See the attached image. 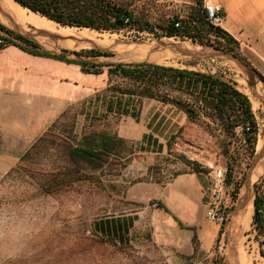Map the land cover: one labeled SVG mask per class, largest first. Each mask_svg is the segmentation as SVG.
<instances>
[{
	"label": "rangeland",
	"instance_id": "rangeland-1",
	"mask_svg": "<svg viewBox=\"0 0 264 264\" xmlns=\"http://www.w3.org/2000/svg\"><path fill=\"white\" fill-rule=\"evenodd\" d=\"M111 1L128 8L139 23L151 25L154 32L141 33L133 27L119 34L105 32L101 34L107 40L117 38L119 41L110 48L92 46L70 51L97 48L112 55L108 60L112 64L146 62L119 56L112 51L113 47L119 43H135L143 46L136 53H156L150 47L165 38H161L159 27H164L174 17L186 20L190 10L196 7L195 0ZM200 1L204 5L213 0ZM227 8L229 11V6ZM223 26L229 28L230 20ZM209 39L212 41L214 36H208ZM173 40L192 43L188 39ZM192 44L200 47L203 55L173 59L176 64L167 67L211 74L238 86L237 78L244 71L235 67L233 61L230 63L226 57L230 54ZM236 55L247 66V52L236 50ZM112 84L127 85L120 78H112ZM253 113L259 134L262 124L264 129V111L261 108ZM174 119L177 124L185 123L171 137L167 155L140 159L134 147L122 141L114 153L96 167L71 161L68 149L82 148L91 134L106 133L116 138L121 121L115 115L105 119L80 118V121L74 115H67L39 137L42 141L38 143L39 138L25 148L0 146V264H166L149 258L133 245L120 246L107 240L99 233L97 225L111 217L144 208V204L127 199L128 189L139 182H167L183 168L178 156L199 163L209 174L218 168L226 170L225 211L228 217L223 224L222 241L216 243L210 253L185 264H264V235L258 234L252 220L241 231L232 222L241 189L256 156V145L251 157L239 131L234 137H226L205 118L191 123L182 120L176 112ZM70 171L67 178L70 182H63L64 173ZM255 186L264 198V172Z\"/></svg>",
	"mask_w": 264,
	"mask_h": 264
},
{
	"label": "crops",
	"instance_id": "crops-1",
	"mask_svg": "<svg viewBox=\"0 0 264 264\" xmlns=\"http://www.w3.org/2000/svg\"><path fill=\"white\" fill-rule=\"evenodd\" d=\"M213 1L222 6L224 22L230 20L229 28L223 22L221 29L238 42L237 50L247 52L248 69L264 80V0ZM5 8L0 0V25L32 41L40 51L56 55L77 52L65 47L57 34L21 25ZM72 40L77 43L76 39ZM65 55L71 60L101 66L102 73L85 74L77 65L33 56L12 45L0 50V138L3 140L0 146L28 147L67 115H74L79 121L115 115L121 121L116 138L132 145L140 159L167 155L171 137L185 123L177 124L174 115L177 112L182 120H187L183 112L149 99H142L135 106L137 99L129 100L127 95L112 91V87H125L112 84V78L119 77L108 74L113 65L109 57ZM182 167L167 182H139L131 186L127 199L145 206L140 211L105 220L119 219L127 228L124 232L122 227L123 239L107 240L120 246L133 245L149 258L166 264H185L210 253L222 241L223 232L220 234L221 225L206 219L204 200L209 173L194 172L185 164ZM100 229L98 224L97 230L102 233ZM102 234L109 236L107 231ZM142 236L145 239H132Z\"/></svg>",
	"mask_w": 264,
	"mask_h": 264
},
{
	"label": "trees",
	"instance_id": "trees-1",
	"mask_svg": "<svg viewBox=\"0 0 264 264\" xmlns=\"http://www.w3.org/2000/svg\"><path fill=\"white\" fill-rule=\"evenodd\" d=\"M21 7L38 14L54 22L61 27L77 29H90L99 33L119 34L128 27H133L137 32L153 33L151 25L139 23L128 8L113 3L111 0H13ZM196 7L190 10L186 20L178 17L172 18L164 27L161 38H180L191 40L192 43L201 46L211 47L217 51L230 54L236 58L238 42L221 28H213L205 20L203 5L200 0L194 1ZM176 23L180 26L175 27ZM0 30L11 39H5V45H12L23 52L46 59L59 61L68 65H77L85 74L99 75L102 73L101 66L91 63L71 60L66 53L74 54L77 57H111L107 52L94 49L80 50L77 52L64 51V54L56 55L42 52L32 41L16 35L0 25ZM213 35L214 39L208 40ZM110 76H116L126 82L125 88L112 87V91L118 94L127 95L129 100L149 99L168 104L183 112L188 122L196 123L199 119L205 118L216 126L226 137H234L237 128H243L241 135L252 157L255 152V145L258 137V123L253 113L252 104L249 98L239 91L235 83L222 80L211 74L190 71L146 62H135L128 64H113L108 70ZM255 76L264 82L263 78L254 72ZM125 114V112L123 113ZM245 127L248 131H245ZM42 138L37 140V143ZM122 141L105 133L91 134L86 138L85 145L68 149V156L76 163L85 162L96 167L112 155ZM36 144V143H35ZM33 145L32 147H34ZM226 153V152H225ZM194 172L208 174L209 170L203 168L199 163L190 161L182 156L177 157ZM69 173H64L67 181ZM230 177V174H229ZM229 179H227L228 181ZM226 184V179H225ZM263 202L260 197L259 188L255 191L253 199L252 226L260 236L264 235ZM159 207H161L159 205ZM221 224L220 234L223 232ZM100 230L107 231V239H123L120 235L122 227L127 230L125 223L119 219L103 221L99 223ZM110 241V240H109Z\"/></svg>",
	"mask_w": 264,
	"mask_h": 264
},
{
	"label": "bare ground",
	"instance_id": "bare-ground-1",
	"mask_svg": "<svg viewBox=\"0 0 264 264\" xmlns=\"http://www.w3.org/2000/svg\"><path fill=\"white\" fill-rule=\"evenodd\" d=\"M1 2L17 18L21 25H31L36 29L57 34L61 37V39H63L62 44L65 47L71 49H77L80 47L87 48L92 46L110 48L111 45L115 44L116 41H119L117 38L109 41L105 38V35L90 29L61 27L46 19L45 17H39L38 14L34 15L27 12L25 9H20L10 0H1ZM72 39L80 41H78L79 43H76ZM155 43L156 44L150 47V49L154 50L156 53H136L138 49H143V46L135 43H119L113 47V50H111L113 52L115 51L119 56L127 57L129 60L146 61L161 66H174L176 63L172 62L173 59H187L189 57L200 56L203 53L200 47L194 46L192 43L181 41L175 42L170 38H163L157 40ZM234 66L237 67L236 64H234ZM238 72L240 71L238 70ZM237 83L238 86H236L238 90L249 98L253 111H259L261 108L264 111V84L261 83L257 78H254L248 73L244 72L240 77L237 78ZM262 128L263 124L258 135L256 155L258 156L263 154V156L259 161L255 173L250 179L248 187H246V185L242 187L239 199L236 204V209L232 217L233 224L239 226L240 231L242 228H246L251 221L253 214L254 187L264 172V129Z\"/></svg>",
	"mask_w": 264,
	"mask_h": 264
},
{
	"label": "built area",
	"instance_id": "built-area-1",
	"mask_svg": "<svg viewBox=\"0 0 264 264\" xmlns=\"http://www.w3.org/2000/svg\"><path fill=\"white\" fill-rule=\"evenodd\" d=\"M203 11L205 20L213 28H221L225 20L222 6L215 1L205 2L203 5ZM180 23H176L175 27H179ZM5 39H11L3 31L0 30V47L5 45ZM240 133L243 132V128H237ZM245 131L248 128L245 127ZM225 175L226 170L223 168L215 169L211 174H208L209 184L205 195L207 213L206 219L210 223L221 225L226 221L228 214L225 211Z\"/></svg>",
	"mask_w": 264,
	"mask_h": 264
},
{
	"label": "water",
	"instance_id": "water-1",
	"mask_svg": "<svg viewBox=\"0 0 264 264\" xmlns=\"http://www.w3.org/2000/svg\"><path fill=\"white\" fill-rule=\"evenodd\" d=\"M76 41H80V40H76ZM226 57L228 59H230L231 61H233L236 64V66H238V68H240V69H242V71H244V73H248L252 77H255L254 73L250 69H248V67L246 65H244L239 59H237L236 57H234L232 55H229V56H226ZM262 156H263V154L262 155H258V156L256 155L254 157L253 162H252V164L250 166V169H249L245 184H244V185H246V187H248L250 179L252 178L253 174L255 173V171H256V169L258 167L259 161L261 160ZM256 189H257V187L255 186L254 187V191Z\"/></svg>",
	"mask_w": 264,
	"mask_h": 264
}]
</instances>
